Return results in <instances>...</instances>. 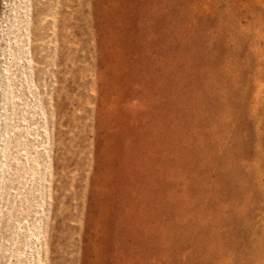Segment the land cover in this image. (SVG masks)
Wrapping results in <instances>:
<instances>
[{
    "label": "rangeland",
    "instance_id": "1",
    "mask_svg": "<svg viewBox=\"0 0 264 264\" xmlns=\"http://www.w3.org/2000/svg\"><path fill=\"white\" fill-rule=\"evenodd\" d=\"M0 264H264V0H0Z\"/></svg>",
    "mask_w": 264,
    "mask_h": 264
}]
</instances>
